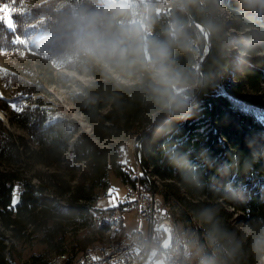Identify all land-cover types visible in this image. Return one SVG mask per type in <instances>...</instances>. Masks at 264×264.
<instances>
[{
  "label": "trees",
  "instance_id": "1",
  "mask_svg": "<svg viewBox=\"0 0 264 264\" xmlns=\"http://www.w3.org/2000/svg\"><path fill=\"white\" fill-rule=\"evenodd\" d=\"M152 3L146 14L152 30L143 36L130 7L119 2L0 0V9L12 13V26L0 22V52L14 58L0 78L6 115L0 119V264L12 263L15 240L35 232L44 254L25 264H47L64 253L72 260L92 244L79 229L98 209V191L117 190L111 176L131 183L120 152L131 137L140 142L139 182L153 187L185 227L198 224L201 232L198 213L205 207L218 209L229 226L264 215V3L171 0L166 9ZM86 17L98 20L106 38L128 32L135 39L118 55L85 51L77 33ZM199 25L208 30L209 47ZM230 29L241 34H226ZM35 31L41 36L32 43ZM154 44L169 49L167 81L154 73ZM232 47L243 55L234 57ZM60 69L86 78L69 102L90 132L70 119L45 121L51 103L43 95L70 80ZM67 234H75L71 245Z\"/></svg>",
  "mask_w": 264,
  "mask_h": 264
},
{
  "label": "clouds",
  "instance_id": "2",
  "mask_svg": "<svg viewBox=\"0 0 264 264\" xmlns=\"http://www.w3.org/2000/svg\"><path fill=\"white\" fill-rule=\"evenodd\" d=\"M254 3L255 0H247ZM264 3V0H259ZM95 17L83 19L77 33V43L92 54L118 55L121 48L135 39L124 32L106 38L97 28ZM169 49L164 44L153 45L154 73L162 81L170 78L166 66ZM201 232L186 234L189 256L185 264H264V215L239 221L229 226L218 209L205 207L198 213Z\"/></svg>",
  "mask_w": 264,
  "mask_h": 264
},
{
  "label": "rangeland",
  "instance_id": "3",
  "mask_svg": "<svg viewBox=\"0 0 264 264\" xmlns=\"http://www.w3.org/2000/svg\"><path fill=\"white\" fill-rule=\"evenodd\" d=\"M104 2L107 3H113V2H118L121 4H126L129 7L132 6V4L135 2V0H103ZM143 1V0H141ZM151 1L152 0H148ZM160 1L159 3V8L160 9H164L167 8V5L169 4V2L171 0H158ZM216 1V0H215ZM259 1V0H258ZM153 4V3H152ZM163 4V5H161ZM3 10V9H0ZM219 12L221 14V16L226 20V22H230V13L227 10V8L220 6L219 7ZM0 15H2V12H0ZM255 30V29H254ZM229 33L230 36H237L240 35L241 33L237 32L234 29H230L228 31H226V34ZM40 33L35 31V36L39 35ZM38 37H35L32 41H35ZM33 38V37H32ZM31 38V39H32ZM234 57H238L240 55H243V53H239L236 51V49L234 47L231 48ZM258 54L263 55V52H259ZM13 55L6 53V52H0V78L1 76L7 72L9 70V64L10 61L13 60ZM233 65L234 62H233ZM58 73L60 74H65L67 76L68 79H70L69 81H65L64 84H59L57 86H50L48 87V92L49 94H44L43 97L45 98V100L47 102H50L51 104L49 106H47L46 108V119L45 121H49L54 122L56 120L60 121V120H73L75 121L78 125L82 126L85 128L86 131L90 132V128L87 125V123L83 120L82 116L77 112L76 108L69 102V94L71 92H76L78 91L79 87L77 86V82H82L84 81L86 78L80 76L79 74L74 73L73 71L67 70V69H60L58 70ZM115 76V75H114ZM231 81H234V78L232 76H230ZM0 90H1V86H0ZM0 93L2 94V91H0ZM11 94V92H5L4 95L5 96H9ZM232 96L235 97H239V99H241L242 101H244L245 104H247V102L245 101V99L243 97H240L238 95L233 94ZM261 109L264 111V106L261 107ZM0 119L3 121H6V115L4 113V111L0 110ZM68 127V125H67ZM18 131V130H17ZM136 148V141H134V139L131 137L127 140L124 141V143L121 146V156H122V160L125 161L126 164V169L129 172L135 173L137 175L140 174L139 177H141L143 174V172L141 171V168L139 163H138V153L135 150ZM81 166H78V168H80ZM80 170V169H79ZM79 172V171H77ZM76 172V173H77ZM64 174H67L66 171H64ZM78 174H76L74 180L71 182V184H76L78 182ZM110 177V176H109ZM36 181V180H35ZM109 181V180H108ZM110 186L113 187V189H117L115 190L117 192V195H121L124 192V187L123 185H121L119 183V181L114 178L113 176H111L110 178ZM98 199L96 201V204L94 207L97 208H105L106 206H108L109 204H111V197L109 196H113L112 200L114 202H116V194L114 193L113 195L111 194V191L109 190V192L107 193L105 190L104 191H98ZM110 194V195H109ZM160 199L163 201L161 195ZM17 197V191H16V196H14V198ZM163 204L166 206V208L169 210V212L172 214L173 219H174V211L163 202ZM124 225L126 226L127 229L129 230H133L136 228L137 226V216L135 212H130L125 213L124 214ZM174 225H175V232H177V237L179 236L180 239H183L184 242V247H183V251L185 254V257L188 258L189 253H188V245L184 239L186 234H191L194 232H199V225L198 224H190L189 226L185 227L180 221H176L174 219ZM87 230H85V233L88 234V231H92V226L88 225V227L86 228ZM9 234V232H7ZM84 234V232H83ZM75 234H67V244L71 245L70 241H72L73 238H76L74 236ZM79 237L81 238V234H78ZM41 236V233L39 232H35L32 233L31 235H29V237L26 239V241H16L14 242V247L12 249V256L10 258V260L12 261V264H25L29 258L32 255H43L44 254V245L41 244L39 242V238ZM74 236V237H73ZM151 264H163L162 261L159 258L154 259V261H152Z\"/></svg>",
  "mask_w": 264,
  "mask_h": 264
},
{
  "label": "built area",
  "instance_id": "4",
  "mask_svg": "<svg viewBox=\"0 0 264 264\" xmlns=\"http://www.w3.org/2000/svg\"><path fill=\"white\" fill-rule=\"evenodd\" d=\"M128 175L132 184H123L124 193L119 203L94 211L99 212L97 229L100 227V220H112L116 223L125 213L130 212L136 213V228L128 229V236L122 239L120 246L115 249H108L106 245L96 247L91 250L90 257L80 264H151L156 258L163 264H176L177 245L175 248L166 249L160 245L165 236L160 225L163 221L168 222L165 220L164 210H161L158 203H154L153 193L148 187L139 182L140 174L130 172ZM63 261L64 257L60 258L58 264Z\"/></svg>",
  "mask_w": 264,
  "mask_h": 264
},
{
  "label": "bare ground",
  "instance_id": "5",
  "mask_svg": "<svg viewBox=\"0 0 264 264\" xmlns=\"http://www.w3.org/2000/svg\"><path fill=\"white\" fill-rule=\"evenodd\" d=\"M151 6H152V3L151 1H148V0H143V1L135 0L132 6H130L131 20L134 24L140 27V30L143 36H147L152 30V27H150L149 25L150 23L147 21V15H146L147 11L150 9ZM35 37H38V36H35ZM35 37L31 39L32 43L35 42V41H32ZM141 171L142 172L144 171L142 167H141ZM152 189H148V190L151 193H153L154 203H158V206L161 208V210H164L165 220H168V222L171 225V243L167 248H175L177 245L176 264H185V261L187 258L185 257V254L183 251L184 242H183V239H180L179 236L177 237L178 233L175 232L173 216L169 212V210L166 208V206L163 204V201L160 199L159 194ZM96 210H100V209H96ZM98 220H99V212H95L94 210H92L90 212L88 224L80 228L78 232L79 234L82 233L81 238L89 237L93 240L95 239V241L92 244L88 245L83 251L78 253L72 260H70V255L67 253L59 254V255L54 254L48 258L47 264H58V261L62 257H64V261L59 262V264H80L86 258L90 257L91 250L95 249L96 247H105L106 245L108 249H115V247L121 245L122 239L127 238L128 229L124 225L123 217H121L119 222H116V223H113L112 220H100V227H98L97 229ZM88 225H91L93 229L92 231H88V234H86L85 230H87L86 228L88 227Z\"/></svg>",
  "mask_w": 264,
  "mask_h": 264
},
{
  "label": "water",
  "instance_id": "6",
  "mask_svg": "<svg viewBox=\"0 0 264 264\" xmlns=\"http://www.w3.org/2000/svg\"><path fill=\"white\" fill-rule=\"evenodd\" d=\"M199 29L202 31L204 38H205V41L209 47L210 41H209L208 30L201 25H199ZM197 71L199 72V68L197 69ZM136 148H137V153H138V160H139V163L141 164L142 155H141V151H140V142L136 143ZM160 229L165 233L164 239L161 241L160 245L163 249H166L171 243V225L169 222L163 221L160 225Z\"/></svg>",
  "mask_w": 264,
  "mask_h": 264
},
{
  "label": "snow or ice",
  "instance_id": "7",
  "mask_svg": "<svg viewBox=\"0 0 264 264\" xmlns=\"http://www.w3.org/2000/svg\"><path fill=\"white\" fill-rule=\"evenodd\" d=\"M0 12H2V15H0V22H6V23H8L9 26H12V21H11L12 13H11V11L9 9L5 8L3 10H0ZM12 107L15 111H21L23 106H21L20 108H17L15 105H12Z\"/></svg>",
  "mask_w": 264,
  "mask_h": 264
},
{
  "label": "crops",
  "instance_id": "8",
  "mask_svg": "<svg viewBox=\"0 0 264 264\" xmlns=\"http://www.w3.org/2000/svg\"><path fill=\"white\" fill-rule=\"evenodd\" d=\"M130 1H132V0H130ZM118 2H119V1H118ZM128 5H129V4H128ZM122 161H123V163H125L124 160H122ZM114 193L116 194V196H115V197H116V202H114V201L112 200V199H113V198H112L113 196H109V197H111V199H110V200H111V204H109V205H117V204L119 203L120 198H121V196L123 195L124 192H123L121 195H117V192H116V191H115ZM112 195H113V194H112ZM98 209H99V208H98ZM128 214H129V213H128Z\"/></svg>",
  "mask_w": 264,
  "mask_h": 264
}]
</instances>
